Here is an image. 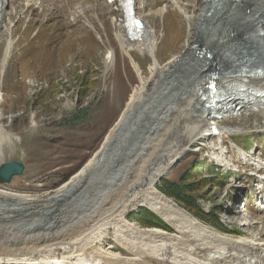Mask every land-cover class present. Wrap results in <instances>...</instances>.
Masks as SVG:
<instances>
[{
    "label": "bare ground",
    "instance_id": "bare-ground-1",
    "mask_svg": "<svg viewBox=\"0 0 264 264\" xmlns=\"http://www.w3.org/2000/svg\"><path fill=\"white\" fill-rule=\"evenodd\" d=\"M163 1L164 5L157 14H164L171 4L188 22L186 52L175 55L161 66L156 57L153 26L150 27L141 16L145 30L132 41L116 12L112 19L116 37L124 53L130 56L140 80L126 102L122 121L120 119L110 128L103 149L95 158L92 159V155L86 161L84 171L75 174L71 181L53 193L37 197L20 192L0 193V202H5L8 209L16 212L41 206L40 209L49 207V213L54 215L56 210L68 209L81 200L83 211L74 215L66 210L68 214L64 220L47 226L43 232L20 234L7 231L5 234L4 231V235H0V261L27 264H264V240L250 238L246 233L237 235L220 231L195 217L156 186L158 179L191 144H202L203 138L213 135L209 126H216L222 145L227 144L231 155L237 152L236 157L246 154L230 138L231 134L264 130V108H259L258 103H255L257 109L250 107L243 113L235 116L231 113L216 121L207 118L209 111L200 92L210 80H216L223 88L229 89L222 95L221 102L225 104L239 94L237 89L240 87L264 88V0H197L191 13L182 0ZM2 16L0 29L7 21ZM12 46L8 40L3 49L2 74L11 58ZM134 49L142 54L148 53L152 58L151 75L147 79L131 56ZM113 60L111 51L108 61L116 62ZM178 67L186 70L189 77L176 91L178 98L163 110L164 117L151 127L154 136H145L136 142L130 150L134 151L133 157L128 162L117 163L116 159L126 149L125 135L153 102V95L150 96L149 92L165 73ZM258 68L263 71L262 76L256 74ZM219 110L223 113L225 107ZM177 137L179 141L164 152L163 143ZM11 139V134L0 126V147ZM216 159L226 165L225 159ZM60 203L62 207L58 206ZM138 206L153 210L172 230L137 226L129 220V214ZM107 238L113 239L130 254L125 255L112 244L104 247L102 243Z\"/></svg>",
    "mask_w": 264,
    "mask_h": 264
},
{
    "label": "rangeland",
    "instance_id": "rangeland-1",
    "mask_svg": "<svg viewBox=\"0 0 264 264\" xmlns=\"http://www.w3.org/2000/svg\"><path fill=\"white\" fill-rule=\"evenodd\" d=\"M182 1L190 13L197 2ZM133 5L138 18L144 17L155 29L156 57L161 66L186 52L188 22L175 6L168 4L167 11L160 15L157 10L164 5L163 0H133ZM3 15L7 21L0 29V90L3 91L0 126L11 134L12 141L1 145L0 164L18 159L25 163V170L10 183H0V193L20 192L37 197L53 193L99 149L122 114L126 100L139 85V74L121 48L112 22L114 15L108 13V3L103 0H8ZM82 21H87L89 26H84ZM9 37L13 41L12 57L2 74L1 59ZM107 50H113L116 55V62L111 65L104 61ZM131 56L142 68L143 76L149 78L151 56L136 49L131 51ZM187 76L186 70L174 68L151 89L153 102L144 116L134 118L136 124L124 137L126 149L116 159L117 163L128 162L133 157L134 151L130 150L136 142L154 136L151 127L178 98L176 91ZM233 138L243 147L255 150L254 158L257 155L264 160V130L235 134ZM178 141V137L168 139L163 143V151L170 150ZM201 143L191 144L158 179L156 186L166 176L176 177L191 162L214 164L212 171L202 168L201 175L214 172L219 181L200 194L198 203L206 209L220 206V220L234 234L246 233L250 238L264 240V210L258 209L264 183L260 188L261 184L252 175L255 166L244 163L236 153L231 155L219 136L205 137ZM216 156L225 159L226 165L216 164L221 162ZM245 200L246 208L240 203ZM4 204H0L2 236L4 231L5 234L43 232L47 226L64 220L66 210L78 215L84 207L81 200L68 209L56 210L53 215L49 207L16 212ZM58 206L62 207V203ZM142 207L145 206H138L130 213ZM102 244L104 247L112 244L116 250L130 254L111 238Z\"/></svg>",
    "mask_w": 264,
    "mask_h": 264
},
{
    "label": "trees",
    "instance_id": "trees-1",
    "mask_svg": "<svg viewBox=\"0 0 264 264\" xmlns=\"http://www.w3.org/2000/svg\"><path fill=\"white\" fill-rule=\"evenodd\" d=\"M195 166V167H193ZM214 164L205 162H191L182 172L176 177L170 178L166 176L158 184V188L166 196L172 198L177 204L188 210L194 216L210 224L223 232H231L224 227L220 220L221 207L218 205L212 206L208 212L203 210L198 203L200 194L207 191L210 185L218 183V174L211 172L210 175H201L202 168L212 171ZM68 178L64 179L66 181ZM63 181V182H64ZM129 220L137 222L142 227H159L168 231L172 228L165 223L158 215L151 210L142 207L129 214ZM239 232V231H234Z\"/></svg>",
    "mask_w": 264,
    "mask_h": 264
},
{
    "label": "water",
    "instance_id": "water-1",
    "mask_svg": "<svg viewBox=\"0 0 264 264\" xmlns=\"http://www.w3.org/2000/svg\"><path fill=\"white\" fill-rule=\"evenodd\" d=\"M136 27H134V29L137 30L136 38H138V37L141 36V34L143 33V31L145 30V26H143L142 23H139V24H137ZM136 38H134V39H136ZM209 87L210 86H208V88ZM205 101H206V103L209 102L207 104V106L210 109V111L212 112V116H215V115L217 116L219 113L221 114V111L219 109H220V107L223 108V105H222V103L219 104L217 102V100L214 98V95H212V91L207 90L206 97H205ZM136 111H137V109H135V112ZM124 114H125V111L122 113V115L119 117L118 121L115 124H117L120 119L122 121V119L124 117ZM107 135H109V133ZM106 141H107V137L105 138V140H104L103 143H105ZM103 143L100 146V148L94 153L92 159L95 158L97 156L98 152H100L103 149V145H104ZM85 166H86V163L76 173H74L73 175H71L67 181H65L64 183H62L61 186L64 185V184H67L69 181H71L73 179V177H74L75 174L79 175L82 171H84ZM24 170H25V163L22 160L15 159V160H8V161H5V162L1 163L0 164V183L1 184L10 183L11 180L15 176L22 175L23 172H24ZM0 204H4V203L3 202H0ZM148 209H150V208H148ZM0 264H27V263L19 262V261H17V262H14V261H10V262L0 261Z\"/></svg>",
    "mask_w": 264,
    "mask_h": 264
}]
</instances>
